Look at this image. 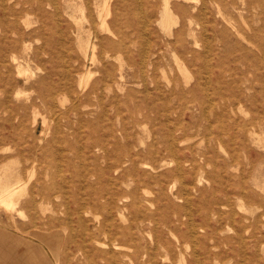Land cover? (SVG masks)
<instances>
[{"label":"rangeland","instance_id":"obj_1","mask_svg":"<svg viewBox=\"0 0 264 264\" xmlns=\"http://www.w3.org/2000/svg\"><path fill=\"white\" fill-rule=\"evenodd\" d=\"M165 3L0 0V239L31 260L264 264V0Z\"/></svg>","mask_w":264,"mask_h":264},{"label":"bare ground","instance_id":"obj_2","mask_svg":"<svg viewBox=\"0 0 264 264\" xmlns=\"http://www.w3.org/2000/svg\"><path fill=\"white\" fill-rule=\"evenodd\" d=\"M108 2V0H107ZM145 2V1H144ZM163 2V1H162ZM165 8H164V11H163V22H162V25L164 28L166 29H169V27L171 28V23L173 22H176L174 21L173 17H172V11L169 7V0H165ZM105 4V2H104ZM103 6L105 7L106 4ZM21 7V6H20ZM110 8V7H109ZM107 8L106 9V16L105 18H103V21L101 22L102 24V28L107 30V31H110V27L108 26L107 24V18L108 16L110 15V9ZM104 9V8H103ZM196 9V8H195ZM199 9V8H198ZM202 9V8H201ZM103 12V10L101 11ZM100 12V14H101ZM105 12V11H104ZM222 16V15H220ZM100 17V16H99ZM177 17V16H176ZM174 16V18H176ZM100 20V19H99ZM178 21V20H177ZM229 22V21H228ZM178 24V23H177ZM230 24V23H229ZM171 25V26H170ZM232 25V24H230ZM101 28V26H100ZM79 39V38H78ZM78 39H76L78 41ZM84 48V51L85 53H88L90 51V49H93V51H95L96 49V45H91V43L88 42L83 46ZM91 58H92V55H91ZM93 59H95V55L93 57ZM17 60V57H13V61L16 62ZM93 62V61H92ZM19 64V63H18ZM1 67V66H0ZM16 68V67H15ZM17 69H20V68H17ZM89 69V68H88ZM30 71V70H29ZM187 70H185L186 72ZM21 73V72H20ZM187 73V72H186ZM185 73V74H186ZM189 73V72H188ZM187 73V74H188ZM89 74V71L88 73ZM186 74V75H187ZM88 76V75H87ZM87 76H86V79H87ZM192 77V76H191ZM89 80V78H88ZM86 82V81H85ZM86 84V83H85ZM84 84V85H85ZM85 87V86H84ZM26 94V93H25ZM17 97V95H16ZM19 97V96H18ZM62 102V101H61ZM56 122V121H55ZM44 125V124H43ZM132 126V125H131ZM132 128V127H131ZM138 131V130H137ZM143 133V132H142ZM118 134V133H117ZM131 143V142H129ZM34 165V163H33ZM10 169V168H9ZM33 171V169L31 170ZM28 175V174H27ZM31 176L33 174H30ZM53 175V174H52ZM30 176V177H31ZM30 179V178H29ZM30 181V180H29ZM211 181V180H210ZM22 182V181H21ZM27 182V181H26ZM20 183V179L18 178L16 181L14 182H10L8 184H2L0 185V206H6V207H11V206H14L17 204V202L14 201V196H15V189L17 188L16 186ZM207 183V182H206ZM26 185V184H25ZM22 216V215H21ZM6 229V228H5ZM11 232V231H10ZM1 233V232H0ZM10 234V233H9ZM16 235V234H15ZM23 236V235H21ZM24 237V236H23ZM20 241V240H19ZM19 241H16V242H12V243H9L5 238H1L0 239V264H45L41 261V263H39L38 261H33L31 260V257L27 254H25L24 252L21 251V245L23 244V242H19ZM121 247V246H119ZM13 248L14 250L12 251H9V249ZM55 252V251H54ZM56 254V253H55Z\"/></svg>","mask_w":264,"mask_h":264}]
</instances>
